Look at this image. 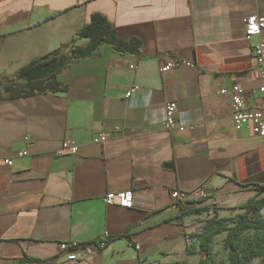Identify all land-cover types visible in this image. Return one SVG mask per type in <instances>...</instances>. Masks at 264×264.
I'll list each match as a JSON object with an SVG mask.
<instances>
[{"label":"crops","instance_id":"0c3cea01","mask_svg":"<svg viewBox=\"0 0 264 264\" xmlns=\"http://www.w3.org/2000/svg\"><path fill=\"white\" fill-rule=\"evenodd\" d=\"M94 12L119 36L139 37L141 51L105 44L57 75L62 90L0 99V264L25 255L37 260L24 264H198L188 235L214 213L242 211L264 184V137L234 128L230 92L238 84L246 108L260 104L258 38L245 37L244 19L264 15V0H0V74L69 41ZM168 56L197 67L161 72ZM168 100L183 130L163 125ZM100 134L106 141L95 142ZM64 140L75 153H54ZM125 189L131 208L103 201ZM174 189L207 210L182 215ZM100 238L107 244L78 261L59 249Z\"/></svg>","mask_w":264,"mask_h":264},{"label":"trees","instance_id":"16d2710c","mask_svg":"<svg viewBox=\"0 0 264 264\" xmlns=\"http://www.w3.org/2000/svg\"><path fill=\"white\" fill-rule=\"evenodd\" d=\"M86 39L84 44L79 40ZM123 55H138L142 41L137 36L124 38L118 35L117 27L107 17L94 12L89 22L78 27L72 38L44 55L34 57L19 67L13 74H0V99H15L33 94L56 92L63 89L57 75L74 61L99 53L103 45ZM255 194L239 205L242 211L234 216L222 217L214 213L198 226L189 239L197 240V246L188 248L190 254L200 255L198 264H251L255 258L264 259V184L254 187ZM182 215L199 214L206 207H196L194 200L178 201ZM225 232L223 246L227 258L217 260L212 242L216 235ZM88 242L80 243L85 245ZM37 259L23 256L21 264ZM259 264H264L262 260Z\"/></svg>","mask_w":264,"mask_h":264},{"label":"built area","instance_id":"2783aa9c","mask_svg":"<svg viewBox=\"0 0 264 264\" xmlns=\"http://www.w3.org/2000/svg\"><path fill=\"white\" fill-rule=\"evenodd\" d=\"M244 35L247 39L255 36L257 37V42L252 46V54L255 63L258 67L260 74V84L258 90L260 93V104L258 107L253 109H248L245 106L244 101V89L238 85L234 84L231 89L232 97V114L231 120L233 126L236 130H240L244 124H249L251 131L258 135L264 137V15L251 14L244 19ZM180 66H187L191 68H196L197 63L190 59L176 56L165 57L160 65L159 70L161 72H166ZM135 67L134 65L132 66ZM137 91L136 86L129 87L125 92V98L130 97L134 92ZM220 92H227L226 88H222ZM165 118L163 125L167 129H178L183 130L186 126L184 122L179 121L176 116L177 103L175 101L168 100L165 102L164 106ZM25 141L28 142L29 137H24ZM107 137L105 134H100L93 140L95 142H104ZM77 146L71 140H64L61 145L54 151L55 154L60 155L65 150H69L71 153H75ZM28 153L27 149L18 152V155H25ZM5 162L8 165H12L13 158L7 157ZM197 193L200 197H206L208 191L205 187H201ZM171 198L174 201L187 200L188 195L185 193H180L179 190L174 189L171 192ZM134 195L131 189H125L118 192H106L103 195V201L106 204H118L123 208H131L133 206ZM106 237V234H105ZM107 244L106 238H100L97 241L88 242L85 245H81L76 242H66L63 241L59 243V249L64 253L66 261H78L80 259H85L94 254L98 249L103 248ZM139 248L138 245H135Z\"/></svg>","mask_w":264,"mask_h":264},{"label":"rangeland","instance_id":"374dc122","mask_svg":"<svg viewBox=\"0 0 264 264\" xmlns=\"http://www.w3.org/2000/svg\"><path fill=\"white\" fill-rule=\"evenodd\" d=\"M223 235L217 236L213 243V251L217 260H225L227 258V249L223 246ZM262 258H255L252 260L251 264H259ZM225 264H228L226 261Z\"/></svg>","mask_w":264,"mask_h":264}]
</instances>
